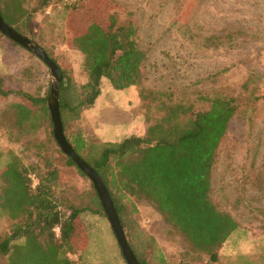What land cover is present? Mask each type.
<instances>
[{
	"label": "rangeland",
	"instance_id": "rangeland-1",
	"mask_svg": "<svg viewBox=\"0 0 264 264\" xmlns=\"http://www.w3.org/2000/svg\"><path fill=\"white\" fill-rule=\"evenodd\" d=\"M36 2L0 0V8L12 29L37 44L72 82L82 83L85 74L81 53L70 49L71 37L114 14L118 24L133 23L137 30L146 54L147 89L171 92L196 107L204 105L202 97L215 94L238 100L212 167L211 198L238 223L217 260L194 252L146 201L133 197L124 201L122 212L127 242L142 251L148 264H160V256L165 264H264V0H78V9L70 11L60 0L39 10ZM11 8L22 21L28 16L25 27L6 15ZM0 77L9 91L0 96V172L15 157L28 169L44 171L50 162L58 171L53 189L58 210L65 216L71 208L81 210V233L74 241L79 251L65 249L64 257L73 255L67 258L71 264H126L91 181L53 138L47 102L33 104L25 97L30 83L43 86L48 97L49 69L0 33ZM15 105L30 109L32 122L18 127ZM80 131L84 134L77 120L68 123L65 133ZM89 134L88 143L100 142ZM6 182L0 175V195ZM21 221L0 208V240Z\"/></svg>",
	"mask_w": 264,
	"mask_h": 264
},
{
	"label": "trees",
	"instance_id": "trees-1",
	"mask_svg": "<svg viewBox=\"0 0 264 264\" xmlns=\"http://www.w3.org/2000/svg\"><path fill=\"white\" fill-rule=\"evenodd\" d=\"M55 1L37 0L35 10ZM78 4L70 5L69 11L78 9ZM0 15L12 28L1 8ZM6 15L12 22H19L20 27L28 22V16L22 21L13 8L6 9ZM69 46L82 55L85 80L70 81L50 58L62 75L58 107L63 133L75 154L102 179L122 228L124 201L130 197L146 201L194 252L215 262L218 249L238 228L232 216L218 209L211 198L212 167L228 125L237 113V98L215 94L202 97L204 105L196 107L194 102L176 98L171 92L147 89L149 80L143 70L146 54L138 45L137 30L133 23L118 24L114 14L104 24L88 23L74 33ZM103 79L115 90L132 86L139 89L146 126L142 136L115 143H88L81 131L66 135L68 123L79 120L81 113L93 106ZM8 94L0 77V96ZM25 97L33 104L47 102V96ZM14 108L18 127L32 122L30 109L23 105ZM45 166L44 171L37 167L28 169L15 157L0 172L7 180L0 195V208L11 219L22 217L0 240L3 264H71L64 257L65 249L79 251L74 241L81 233V210L71 208L67 216L58 210L53 197L58 171L50 162H45ZM29 175L37 180L35 188ZM97 205L100 207L98 201ZM21 238L24 242L15 244ZM128 243L138 263L148 264L142 251ZM158 261L165 264L162 256Z\"/></svg>",
	"mask_w": 264,
	"mask_h": 264
},
{
	"label": "crops",
	"instance_id": "crops-1",
	"mask_svg": "<svg viewBox=\"0 0 264 264\" xmlns=\"http://www.w3.org/2000/svg\"><path fill=\"white\" fill-rule=\"evenodd\" d=\"M108 85H105V84ZM42 84V83H41ZM122 91V92H118ZM24 92L33 98L43 99L44 88L31 83L24 88ZM141 99L137 87L123 90H114L107 80L100 83V94L93 106L84 110L79 119L84 136H95L100 142H120L131 136H142L145 132V123ZM89 134V135H90Z\"/></svg>",
	"mask_w": 264,
	"mask_h": 264
},
{
	"label": "water",
	"instance_id": "water-1",
	"mask_svg": "<svg viewBox=\"0 0 264 264\" xmlns=\"http://www.w3.org/2000/svg\"><path fill=\"white\" fill-rule=\"evenodd\" d=\"M0 33L8 38L13 43L26 49L28 52L36 56L42 63L49 69L52 82L50 84V91L47 97V108L49 111L50 119L52 122V133L53 138L57 145L59 146L62 153L67 156L75 166L86 175V177L91 181L94 190L97 194L100 205L103 209L104 214L108 220L110 228L114 234L116 242L120 248L121 254L126 262V264H139L135 255L133 254L126 237L124 235L120 220L114 209L112 200L106 190V187L102 179L98 174L90 168L86 163H84L73 151L72 147L66 141L63 133L62 123L59 115L58 107V90L62 80V75L60 69L52 61L48 55L35 43L27 39L25 36L19 34L14 29L10 28L2 19L0 15Z\"/></svg>",
	"mask_w": 264,
	"mask_h": 264
},
{
	"label": "built area",
	"instance_id": "built-area-1",
	"mask_svg": "<svg viewBox=\"0 0 264 264\" xmlns=\"http://www.w3.org/2000/svg\"><path fill=\"white\" fill-rule=\"evenodd\" d=\"M78 0H60V4L62 6H70L72 4H75ZM30 180L32 181V188H35L37 185V180L35 179L34 175H29ZM56 234H58V229L55 230ZM73 255L68 254L67 258L71 259Z\"/></svg>",
	"mask_w": 264,
	"mask_h": 264
}]
</instances>
